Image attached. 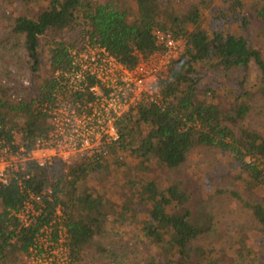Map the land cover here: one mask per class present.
I'll use <instances>...</instances> for the list:
<instances>
[{"label": "trees", "instance_id": "obj_1", "mask_svg": "<svg viewBox=\"0 0 264 264\" xmlns=\"http://www.w3.org/2000/svg\"><path fill=\"white\" fill-rule=\"evenodd\" d=\"M12 1L9 34L23 38L30 81L27 86L13 78L10 86L0 83V123L20 131L27 147L49 129L40 104L51 99L54 72L69 67L71 47L88 39L132 67L136 51L146 56L156 48L152 29L160 27L184 37L185 48L163 86L166 107L140 103L124 113L117 123L119 139L109 146L106 159L29 166L32 189L51 190L29 226L21 227L10 214L24 198L15 184L0 187V264L28 252L57 206L65 216L69 264H84L87 250L93 257L109 255L111 238H121L115 229L123 227L131 228L133 238L144 239L148 264H235L234 259L246 264L248 259L234 251L237 236L219 231L215 214L218 196L236 199L257 224V250L264 245V133L247 122L254 96L247 86L264 95V57L245 31L250 20L241 4L232 0L216 9L209 31L198 26V4L183 20L166 13L167 0H135V13H128L122 0ZM247 5L264 33V0H248ZM42 58L48 66L44 75ZM251 65L258 70L252 86ZM217 84L227 97L224 106L216 103ZM196 147L227 154L220 179L231 187L175 176ZM112 167L129 175L108 188Z\"/></svg>", "mask_w": 264, "mask_h": 264}, {"label": "built area", "instance_id": "obj_2", "mask_svg": "<svg viewBox=\"0 0 264 264\" xmlns=\"http://www.w3.org/2000/svg\"><path fill=\"white\" fill-rule=\"evenodd\" d=\"M156 48L148 55L135 52L137 62L129 67L104 46L88 39L69 49V67L54 72L51 99L40 104L49 129L27 147L20 131H8L0 123V187L15 184L24 197L21 207L10 214L27 227L45 206L43 196L29 180L30 165L45 167L54 161L90 158L104 160L109 146L119 139L117 123L140 103L164 109L163 86L170 80L173 62L185 48V38L168 28L154 27ZM65 216L55 208L51 220L33 238L25 264H69Z\"/></svg>", "mask_w": 264, "mask_h": 264}, {"label": "rangeland", "instance_id": "obj_3", "mask_svg": "<svg viewBox=\"0 0 264 264\" xmlns=\"http://www.w3.org/2000/svg\"><path fill=\"white\" fill-rule=\"evenodd\" d=\"M232 0H167L168 6H164L163 9L166 13L177 14L183 20L185 15L194 8L196 4L202 6L200 8L201 17L199 25L207 30L213 29L211 25L212 17L216 9H225ZM241 4L242 11L249 17L250 24L245 29L249 34V39L258 47L259 51L264 57V33L261 32L263 23L254 17L250 11L247 3L248 0H236ZM128 13H135L137 10L135 0H122ZM12 0H0V83L6 86H10V78L15 79L22 83L23 86H27L30 81V73L26 64V55L22 45L21 37H14L9 34V24L13 16V4ZM207 5V6H205ZM169 17V16H168ZM169 20V19H168ZM169 23V21L167 22ZM187 28H192L189 23H186ZM231 29H233L231 27ZM78 45V44H77ZM41 75L45 74L47 69V62L42 58L41 62ZM258 70L254 65L250 68L249 85L252 86L256 80ZM223 83L220 84V87ZM219 88V84L215 85ZM248 89L254 92V96L250 98L251 109L247 116L248 125L264 133V95L259 92L258 89ZM216 92V103L224 106L227 103V97L224 96L220 90ZM16 97L15 94L11 95V98ZM123 155H121L122 158ZM131 161V160H130ZM134 163V162H133ZM229 163L228 156L225 152L215 149H205L196 147L193 153L190 155L188 162L182 167L181 171L178 170L175 176H185L195 182V179L202 177L208 182H212L214 185L229 188L232 185L229 182L223 183L220 179L221 172L224 167H227ZM133 166V165H132ZM128 172L124 169H112L108 173L107 187L121 183L122 180L128 179ZM161 176L160 173L157 174ZM90 186H97V182L89 181ZM110 188V187H108ZM124 193V192H123ZM216 220L217 228L221 232L237 236V241L234 240L235 253L239 256V259H248L246 264H264V245L257 250L254 242L257 241L256 223L252 218L249 210L244 208L240 202L234 198L221 197L217 198ZM116 231L120 233V237H112L111 241L114 243L109 255H101L93 257L91 251H86L83 263L85 264H148L147 257L148 252L143 245L142 240L138 236L133 238L131 228L123 227L116 228ZM264 239V238H260ZM137 240V241H136ZM240 241V242H239ZM242 242V243H241ZM248 251H245L247 250ZM230 247V242L227 244ZM234 263L239 261L234 259ZM8 264H25L23 255H19L14 262Z\"/></svg>", "mask_w": 264, "mask_h": 264}]
</instances>
